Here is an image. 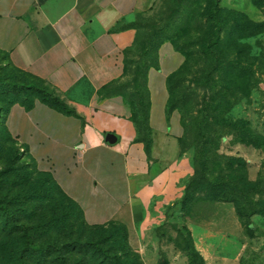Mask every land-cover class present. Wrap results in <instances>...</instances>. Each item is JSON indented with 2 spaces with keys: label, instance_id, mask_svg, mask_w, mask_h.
Masks as SVG:
<instances>
[{
  "label": "rangeland",
  "instance_id": "rangeland-1",
  "mask_svg": "<svg viewBox=\"0 0 264 264\" xmlns=\"http://www.w3.org/2000/svg\"><path fill=\"white\" fill-rule=\"evenodd\" d=\"M206 1L155 0L146 13L125 20L118 29L134 31L135 41L122 52L124 73L127 64L128 69L133 70L141 62L147 44H154L151 55L157 58L156 49L165 36L177 33L176 41L180 44L203 37L209 26L202 17ZM220 7L221 22L233 28L224 35L217 49L218 62L222 63L218 73L213 75V61L200 56L196 47L189 50L190 57L180 53L183 64L176 73L170 101L177 103L179 114L184 113L186 129L181 159L169 185L150 203L137 208L138 217L132 222L136 230H130L123 223L111 224L106 230L114 240L105 244V248L129 244L142 264H189L190 258L183 251L187 247V231L200 253L204 251L203 238H210L205 244L219 246L220 253L214 255L211 264H264V34H257V30L248 26L249 21L264 23V0H220ZM16 75L7 54L0 50V76ZM25 80L38 84L32 78ZM129 81L124 79L122 84L127 85ZM3 85L0 94L4 91ZM207 103L211 104L208 110ZM0 114L5 122V113L0 110ZM205 144L209 158L207 178L213 183L234 179L226 157L242 159L248 164V178L254 186L240 185L244 194L235 196L242 214L237 204L216 200L212 189L194 182L201 171L199 162L203 160L201 149ZM34 168L27 148L8 138L2 123L0 173L17 169L24 182L26 176L34 173ZM33 178L36 183H48V179L40 176L33 175ZM15 181L19 183L17 178L0 180V194L14 197L21 193ZM37 204L30 201L27 208L32 210ZM69 209L72 210L65 204L60 212L65 216ZM45 210H39L40 215L48 213L49 205ZM250 222L253 236L248 231ZM36 223L25 222L29 227ZM55 235L51 236L52 241L71 243L83 236L86 243L97 242L106 237V232L83 233L79 224H75ZM65 254L69 264L90 262L79 253L77 246L69 247Z\"/></svg>",
  "mask_w": 264,
  "mask_h": 264
},
{
  "label": "crops",
  "instance_id": "crops-1",
  "mask_svg": "<svg viewBox=\"0 0 264 264\" xmlns=\"http://www.w3.org/2000/svg\"><path fill=\"white\" fill-rule=\"evenodd\" d=\"M155 0H0V50L11 64L43 84L81 118L37 101L12 107L6 127L81 208L92 227L123 223L137 229V208L170 183L181 159V115H167L169 79L183 64L171 42L150 70L152 147L137 141L133 109L123 96L101 91L123 79L122 52L135 41L123 22L149 11ZM113 135V144L107 137ZM138 205V206H135ZM135 206V207H134ZM134 233H132V236ZM212 235V234H208ZM201 254L214 262L219 246ZM212 239V237H211ZM214 253V254H213Z\"/></svg>",
  "mask_w": 264,
  "mask_h": 264
},
{
  "label": "trees",
  "instance_id": "trees-1",
  "mask_svg": "<svg viewBox=\"0 0 264 264\" xmlns=\"http://www.w3.org/2000/svg\"><path fill=\"white\" fill-rule=\"evenodd\" d=\"M206 2L207 7L202 17L209 22V26L203 37L197 39L195 42L189 41L180 44L176 41L177 33H175L172 36H165L158 44L156 51L159 54L161 47L166 42H171L177 52L190 57L189 50L196 47L199 50L200 56H204L207 61H213L214 69L212 72L214 75L218 73L219 68L222 66V63L218 62L219 54L217 49L222 45L224 35L233 27L229 29L228 25L223 24L224 22L220 20L222 16L220 0H207ZM248 26L249 29L257 30V34H264V23L256 24L249 21ZM150 44L144 46L141 62L136 64L135 69L129 70L127 64L123 79L106 87L100 93L102 97L123 96L127 103L131 105L133 109V122L139 134L137 141L145 143L147 152H150L152 147L150 128L152 104L148 88V75L151 69L159 67V55L157 58L151 55L154 44ZM13 69L17 72L15 77L3 78V76H0V86L4 84V91L0 94V110L5 113V122H3L2 115L0 114V127H2L3 123L9 139L15 140L7 130L6 121L12 107L17 104L22 105L26 110L30 111L35 107L37 101H41L67 116L81 118L75 109L70 108L62 98L50 91L43 82L14 66ZM177 76L178 74H174L169 79L170 95ZM26 78L34 79L38 84H30L26 82ZM124 79H130L127 85L122 84V80ZM205 106L208 110L211 104L207 103ZM177 111V103L169 100L167 106L168 117ZM180 115L183 129H186L184 113L180 111ZM235 131L239 130L235 129ZM182 140L183 138L181 139V149L183 152ZM201 150L203 151V160L199 162L201 171L198 172L199 176L195 178L194 182L200 186H204L205 189H212L216 193V200L237 204V210L239 214H242L240 204H238L235 196H243L244 194L240 185H245L246 187L254 186V184H250L248 178V164L242 159L226 157V164L233 169L234 179L232 181L221 179L217 183H213L207 178L209 158L206 154V144L203 145ZM200 165H198V168H200ZM34 169V173L26 176L24 182L20 180V173L17 169H9L0 173V180H4V178H17L19 183L23 184V186L19 185L15 181L17 183L15 186L20 187L22 191L21 193L19 191L14 197L0 194V264H28V262H32L33 264H69L65 251H68V248L73 246H77L79 253L83 254L86 259H90L89 263L84 259L85 264H142L139 258H136L129 244H125L122 247L110 245L109 249L105 248V244H109L114 240V236L106 231L107 227L114 223L96 227L86 224L79 205L62 192L53 176L49 173L40 172L36 164ZM33 175L40 176L42 179H48V183L41 181L40 183L34 182ZM55 194H57V197H54ZM30 201L38 203L32 210L27 208V204ZM65 204L69 205L72 210L69 209L68 213L63 216L64 213H61L60 209ZM46 205H49L50 210L48 213L45 212L44 216L40 215L39 210L46 211ZM26 220H33L37 223L34 227H29L25 224ZM75 224H79L83 233L89 230H104L106 237L103 236L104 238L99 239L97 242L91 241L86 243L83 241V236L78 241L71 243H61L58 240L52 241L51 236L62 234ZM248 231L251 236L254 235L251 222L248 224ZM187 235V247L183 251L190 258L189 264H207L205 258L197 250L195 241L189 231H187Z\"/></svg>",
  "mask_w": 264,
  "mask_h": 264
},
{
  "label": "water",
  "instance_id": "water-1",
  "mask_svg": "<svg viewBox=\"0 0 264 264\" xmlns=\"http://www.w3.org/2000/svg\"><path fill=\"white\" fill-rule=\"evenodd\" d=\"M112 138H113V135H109V136L107 137V142L113 144L114 141L112 140Z\"/></svg>",
  "mask_w": 264,
  "mask_h": 264
}]
</instances>
